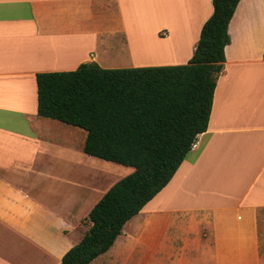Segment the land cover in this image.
I'll list each match as a JSON object with an SVG mask.
<instances>
[{
  "label": "crops",
  "instance_id": "0c3cea01",
  "mask_svg": "<svg viewBox=\"0 0 264 264\" xmlns=\"http://www.w3.org/2000/svg\"><path fill=\"white\" fill-rule=\"evenodd\" d=\"M212 12V0H0V264H60L133 172L39 117L35 75L184 65ZM227 34L206 130L89 264H264V0H240Z\"/></svg>",
  "mask_w": 264,
  "mask_h": 264
},
{
  "label": "trees",
  "instance_id": "16d2710c",
  "mask_svg": "<svg viewBox=\"0 0 264 264\" xmlns=\"http://www.w3.org/2000/svg\"><path fill=\"white\" fill-rule=\"evenodd\" d=\"M239 1L212 0L213 12L184 65L103 69L84 63L35 75L39 117L84 130L85 154L133 168L94 205L91 226L60 264H89L107 252L206 130L227 26Z\"/></svg>",
  "mask_w": 264,
  "mask_h": 264
},
{
  "label": "rangeland",
  "instance_id": "374dc122",
  "mask_svg": "<svg viewBox=\"0 0 264 264\" xmlns=\"http://www.w3.org/2000/svg\"><path fill=\"white\" fill-rule=\"evenodd\" d=\"M140 62H144V61H140ZM127 169L129 168L124 167V172H126ZM257 219H258L259 227L261 225V227L264 229V221H263L264 220V209L257 211ZM143 262L147 263V259L146 260L144 259Z\"/></svg>",
  "mask_w": 264,
  "mask_h": 264
},
{
  "label": "bare ground",
  "instance_id": "6f19581e",
  "mask_svg": "<svg viewBox=\"0 0 264 264\" xmlns=\"http://www.w3.org/2000/svg\"><path fill=\"white\" fill-rule=\"evenodd\" d=\"M85 47H86V46H85ZM85 47H84V48H85ZM80 49H81V48H80ZM142 50H143V49H142ZM142 50H140V51H142ZM144 51H146V50H144ZM147 51H148V50H147ZM147 51H146V52H147Z\"/></svg>",
  "mask_w": 264,
  "mask_h": 264
}]
</instances>
